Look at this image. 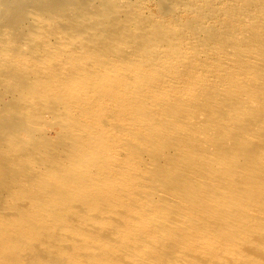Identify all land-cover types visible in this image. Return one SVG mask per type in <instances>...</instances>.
<instances>
[{"label": "bare ground", "instance_id": "obj_1", "mask_svg": "<svg viewBox=\"0 0 264 264\" xmlns=\"http://www.w3.org/2000/svg\"><path fill=\"white\" fill-rule=\"evenodd\" d=\"M260 216L264 0H0V264H63L111 220L234 253Z\"/></svg>", "mask_w": 264, "mask_h": 264}, {"label": "rangeland", "instance_id": "obj_2", "mask_svg": "<svg viewBox=\"0 0 264 264\" xmlns=\"http://www.w3.org/2000/svg\"><path fill=\"white\" fill-rule=\"evenodd\" d=\"M147 6L151 9V10H153L154 12H157V7H156V5H155V3L153 2V1H149V3L147 4ZM25 58H30V56H26ZM206 116L204 115V114H196L195 115V118H194V120L195 121H200V122H205L206 121ZM128 123V122H127ZM127 126V129H128V131H130V128H129V126L128 125H126ZM41 128H42V130H43V133H44V135H46L47 137H50V138H57V136H58V133H57V129H54V128H52L51 126H49V125H43V126H41ZM20 133V134H19ZM18 133V136L19 137H21V138H23V139H26V138H28V135H29V132L28 131H26V130H22V131H20ZM212 152L213 153H215V148L214 147H212ZM125 155H128L127 154V152H125ZM81 187L82 188H84V189H91L92 191H99V190H102V189H104V186H103V184L101 183V181H100V179H98V180H96L90 187H88L87 185H81ZM77 204H83L84 205V203L83 202H77ZM252 213H256L255 211L253 212V211H251V214ZM254 214H252V215H250V216H253ZM90 215L91 216H98V215H100V212H90ZM102 215V214H101ZM255 216V217H254ZM253 217L254 218H256V220L257 219H259V218H257V216L256 215H254ZM264 217V216H263ZM253 218V219H254ZM260 218L262 219V217L260 216ZM133 219L136 221V224H137V226L139 225L138 224V220H139V216L138 215H133ZM260 219V220H261ZM111 220V219H110ZM262 220H264V219H262ZM258 221V220H257ZM111 223H113L112 222V220H111V222H110V224L108 225V226H106L107 227V229H108V227H110V226H113L114 225V223L113 224H111ZM168 224V223H167ZM105 227V228H106ZM139 227V226H138ZM137 227V228H138ZM93 230V232H94V235H96L97 237L98 236H100L99 234H101V232H102V230L100 231L99 229H96L95 227H91ZM104 228V231L106 232L107 230ZM111 229H113V228H110V230L108 231L109 232V234L113 231H111ZM99 230V231H98ZM98 231V232H97ZM103 231V232H104ZM103 233V234H101V236L100 237H102V238H105V241H106V243H109V245H107L106 243H104V245H103V243H102V241H93V242H91L90 243V245H92L93 246V248H92V246H90L89 245V247L87 248L88 250L86 251L84 248H82L83 250H85V251H83V252H81V254L82 255H80V253L78 252V250H80L81 249V247H83L84 245H86V243H84L83 241H80V242H76L72 237L70 238V239H68V242H66V244H65V246H66V248L64 249V250H67V251H65V256H63L62 258L63 259H61V260H63V261H61V263H63V264H72L71 262H73V264H75V261H76V264H89V263H91L92 262V264H105L106 263V259L108 258L107 256H105V255H108V254H111V251H113V253L112 254H114V255H109V257L111 256V259L113 260L115 257V259H116V261H119V262H116L115 260H111L112 261V263L114 264V261H115V264H119L120 263V261H124L122 264H134V261H135V264H148V262H146V257L147 256H145L146 254H147V252L149 251V252H151V253H153V250H155V249H158V248H160V249H162L165 253H163V254H165L164 256H162V258L163 257H166L168 260H166V258L165 259H162L161 258V256L158 258L157 257V259H156V257H155V255L156 256H158V251L156 252V250H155V252L153 253L154 254V256L151 254V253H149V254H151L150 256L151 257H155V259H152L150 262L152 263V264H264V230L263 229H256V230H254L253 232H251L250 233V237H249V239H251V240H248V241H245V243H244V241H240L241 242V246L239 245V242L237 243L238 245L236 246V248H235V251H234V253H233V251L231 250V249H233L234 250V247H229L228 249L230 250V251H232V253H230V251L228 250V249H226V248H220V249H222L221 250V252H219V253H217V254H215L216 252H214L213 251V253L211 252L212 250H209L210 251V253H212V256H216V257H218L219 255H220V257H219V259L218 258H212V256H210V254H208V253H206L207 251H202V249L200 248V246L202 245V243H192V244H190V245H186L185 246V244H183V241H179V240H176L175 242H174V240H173V238L172 237H169V236H165V237H163V238H161L162 239V241L160 240V241H158V243H156L155 245L156 246H154V244H152L151 246H150V244H147V242L145 241V243H144V240L146 239L145 237H141L140 238V236H137V235H134V237L136 238V239H134V237L133 238H131V239H128L129 241H131V242H129L128 241V243H127V246L125 247V242H126V240H125V238H124V240L122 241V239H119V237H117V235L116 236H114V233H112L111 235H109V234H106V233ZM107 232V233H108ZM131 233V232H130ZM132 234V233H131ZM134 234V233H133ZM107 235H108V237H110V238H107ZM127 236V235H126ZM128 236H133V235H128ZM127 236V237H128ZM137 236V237H136ZM115 238V239H114ZM130 238V237H129ZM145 238V239H144ZM107 239V240H106ZM114 239V240H113ZM117 239V240H116ZM119 239V240H118ZM144 239V240H143ZM113 240V241H112ZM121 240V241H120ZM143 240V241H142ZM172 241H173V243H172ZM178 241V242H177ZM82 242H83V244H82ZM102 244H101V243ZM111 242H112V244H111ZM134 242V243H133ZM208 242V241H207ZM210 242V241H209ZM205 243V246H204V249H205V247H208L209 245H207V244H210V243ZM101 245H100V244ZM125 243V244H124ZM129 243H133L132 245L131 244H129ZM143 243V244H142ZM82 244V245H81ZM141 244H142V246L143 245H146V247H145V249L146 248H148V249H146V251H145V249H144V251L143 250H137V248H139L140 246H141ZM113 245V246H112ZM132 247V248H130V246ZM204 245V244H203ZM211 245V244H210ZM112 246V247H111ZM124 246V247H123ZM136 248H135V247ZM148 246H150V247H148ZM157 246H158V248H157ZM219 246L220 245H216L215 244V249H216V247H217V249L219 248ZM239 246H240V248H239ZM143 247V248H144ZM152 247H156V248H153L152 249ZM180 247H181V249H180ZM209 247H212V245L211 246H209ZM208 247V248H209ZM125 248H127V249H125ZM128 248H130L129 250H128ZM135 248V249H134ZM142 248V249H143ZM151 248V249H150ZM208 248L206 249V250H208ZM213 248V247H212ZM211 248V249H212ZM238 248H239V250H238ZM81 249V250H82ZM131 249H134V250H132V253L130 252L131 251ZM141 249V248H140ZM180 249V250H179ZM203 249V250H204ZM210 249V248H209ZM216 249V250H217ZM225 249V250H224ZM236 249H237V251H236ZM242 249V250H241ZM109 250V253H107V251ZM116 250H118V251H116ZM135 250L137 251V252H135ZM179 250V251H178ZM215 250V251H216ZM219 250V249H218ZM224 250V251H223ZM120 251V252H119ZM129 251V252H128ZM141 251V252H140ZM226 251V252H225ZM85 252V253H84ZM136 254V255H134V253ZM143 252H145V253H143ZM79 253V254H78ZM87 253V254H86ZM120 253H121V255H122V253L124 254V255H122V256H120ZM126 253H128V254H126ZM223 254V258L221 257V254ZM240 253V254H239ZM242 253V254H241ZM91 254V255H90ZM117 254V255H116ZM145 254V255H144ZM171 254H172V256H171ZM235 254V255H234ZM67 255V256H66ZM148 255V254H147ZM160 255V254H159ZM225 255V256H224ZM75 256V257H74ZM100 256V257H99ZM101 256H102V258L103 259H101ZM103 256H105V258L103 257ZM112 256H113V258H112ZM118 256V257H117ZM137 256V257H136ZM144 256V257H143ZM175 258H174V257ZM237 258H236V257ZM243 256V257H242ZM83 257V258H82ZM120 257V258H119ZM124 258L123 260H122V258ZM128 257H129V259H128ZM118 258V259H117ZM133 258V259H132ZM141 258V259H140ZM148 258H149V256H148ZM162 260H161V259ZM178 258V259H177ZM109 259V258H108ZM132 259V260H131ZM135 259V260H134ZM136 259H138V260H136ZM171 259V260H170ZM226 259V260H225ZM230 259V260H229ZM243 259V260H242ZM129 262H128V261ZM131 260V261H130ZM134 260V261H133ZM141 260V261H140ZM156 260V261H155ZM212 260H214V261H212ZM220 260H222V261H220ZM224 260V261H223ZM238 260V261H237ZM65 261H66V263H65ZM70 263H69V262ZM155 261V262H154ZM32 262H34V261H31V263ZM144 262H146V263H144ZM149 262V263H150ZM171 262V263H170ZM176 262V263H175ZM30 262H29V264H31ZM28 264V263H27ZM35 264V263H34ZM107 264H108V262H107Z\"/></svg>", "mask_w": 264, "mask_h": 264}]
</instances>
